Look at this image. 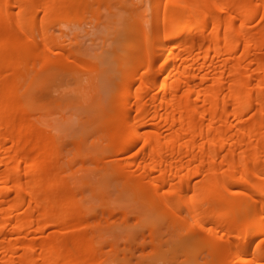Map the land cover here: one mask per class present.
Segmentation results:
<instances>
[{"label":"bare ground","instance_id":"bare-ground-1","mask_svg":"<svg viewBox=\"0 0 264 264\" xmlns=\"http://www.w3.org/2000/svg\"><path fill=\"white\" fill-rule=\"evenodd\" d=\"M101 1L0 0V264H130L129 249L119 256L102 238L107 222L131 224L124 246L153 264L163 247L199 264H264V0H147L146 18L132 10L115 91L104 102L88 82L78 94L105 116L92 132L97 151L66 157L49 108L87 61L67 27ZM38 83L58 97L35 94ZM79 170L97 183L72 187ZM114 181L147 202L136 224L125 209L87 203H102Z\"/></svg>","mask_w":264,"mask_h":264},{"label":"rangeland","instance_id":"rangeland-1","mask_svg":"<svg viewBox=\"0 0 264 264\" xmlns=\"http://www.w3.org/2000/svg\"><path fill=\"white\" fill-rule=\"evenodd\" d=\"M141 1L145 2L143 6H139ZM136 8L146 15L145 18L148 17L147 0H102L99 6H96L94 12L72 17L73 20L69 23L70 27H67L68 22L66 23L65 20H61L60 23H54L51 27V29L55 30L57 33L59 25L64 22L62 24L64 25L66 23L67 29L73 28V30H78L79 33L76 35V38H72L71 47L77 48L81 56L87 58L86 60L90 63L86 64L88 62L86 61L85 63L84 61L81 65L75 66L73 70L66 75L63 85L60 86L61 88L63 87L62 90L67 93L65 94V99L59 98L58 102H60L58 104H54L55 102H53L49 108V118L54 122V130L58 132V135H61L67 143L66 157H68L72 151L76 150L81 153L82 157H86L97 151L93 149L91 142L94 137L92 132L105 116L103 113L94 114L92 108L88 109V107L80 105L77 100L78 94L81 90H85V85L83 84L86 83L87 85L88 82H93V85L89 87V91H91L97 99L102 97L104 102H107L109 99L108 96L110 97L115 91L116 84L118 83L117 80H120L119 69L122 66L119 57L126 53V47L133 44L132 40H130L132 32L130 28L131 19H129V17L132 18L130 13ZM63 25H60V28H62ZM111 44L113 51L108 52L107 49ZM33 87L35 94L39 96L47 93L49 98L52 97L53 100H55L59 95L57 90L48 88L39 83ZM90 110H92L91 113L89 112ZM83 136H87V139L74 141V139H79ZM84 173L85 172L79 170L74 175L70 176V185L72 187H78L83 181L96 178V175L92 177L90 173ZM95 182L97 183V179H95ZM94 184L93 182L91 183V185ZM99 184L100 186L102 185V183ZM117 188V182L114 181L106 188L109 192H103L102 195H105L103 196L105 198H103L102 203H99L100 199L98 197H94V199L91 200L86 199L89 200L87 203L107 209H125L130 212L128 213L130 223L136 224L133 214L136 213L135 211H140L141 207H144L147 202L141 201L138 203L131 199L132 192L130 190L125 194H119ZM94 191L95 189H89V186H87L85 194L89 197L91 196V192L93 193ZM100 192L101 189H96V193L100 194ZM153 214L146 217L143 216V223H148L159 216L158 214ZM130 225L131 224H128L125 225L126 227H123L107 222L104 226H99V228L101 229L102 238L113 239L118 242V247L120 246L119 256L131 253L129 254L130 256L132 255L130 264H138V262L139 264H153L150 257L149 259L147 257L141 258L140 256L142 255L139 256V252L135 253L134 251V253H132V250L127 248L128 245H125L126 247L124 246L126 243L130 244V241L128 240L127 242L124 237L127 232L133 231ZM146 238L147 237H145V239ZM132 244L133 243H131V245ZM145 251L147 252L148 249L146 248ZM161 252L165 253V257L155 260L157 263L154 261V264H186L187 262L199 264V262L192 260L191 252L189 251L180 253L175 257L168 255V253L171 254V251L169 249L168 252L167 247H163ZM146 258L149 262L145 261ZM138 259H142L141 262L138 261ZM110 263L111 261H108L107 264Z\"/></svg>","mask_w":264,"mask_h":264}]
</instances>
